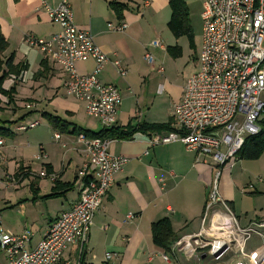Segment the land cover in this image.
<instances>
[{
  "label": "crops",
  "instance_id": "0c3cea01",
  "mask_svg": "<svg viewBox=\"0 0 264 264\" xmlns=\"http://www.w3.org/2000/svg\"><path fill=\"white\" fill-rule=\"evenodd\" d=\"M59 1L47 0L51 6H55ZM110 1H118L126 6L121 17L111 9ZM144 1H148L147 6L143 5ZM68 2L74 24L88 29L95 43L109 58L98 79L103 83L116 85L121 94V105L115 125L124 126L129 121L133 124L172 121L171 104L179 100L184 80L198 67L197 54L201 35L197 40L195 37L194 41L195 61L186 67L183 80L167 85L169 103L159 107L151 96L156 89L153 88L159 74L154 56L152 55L154 62L151 63V68H134L141 82L139 88L134 87L137 77L132 76L130 68L133 64L137 65L139 58L144 57L147 51L150 52L153 47L150 42L160 41L162 38L163 28L159 23L166 16L167 23L170 19L168 0ZM120 21H125L128 25L123 31H116L108 26H114ZM0 31L8 42V47L3 53L4 58L13 53V64H27V69L16 77L13 104L7 105L6 98L1 97L3 109L0 111V121H3V114H9L4 126L14 135L10 143H6L9 138L2 137L4 145L0 154L1 161L8 159L9 155L15 158L13 148L16 147V125L32 117L38 116L37 118L42 119L45 114H51L59 116L73 127L92 131L101 129L102 126L88 124L82 127L66 119V115L71 119L75 118L80 105L84 107L83 103L66 95L63 88L65 76L60 68L44 58L40 50L23 41L26 34L47 39L59 31L58 25L52 23L48 13L40 7L39 0H0ZM167 42L168 46H171L176 41L168 38ZM161 44L165 50L164 44ZM113 59L120 60L127 70L125 77L117 75L111 64ZM43 60L46 64L42 70L40 63ZM93 64L92 60L77 62L76 69L79 73H88ZM144 82L147 85H144ZM13 83L14 76L9 75L4 80L3 87L8 89ZM163 90L162 86V92ZM28 102L34 105L27 112L31 115L17 114V110L26 107ZM41 102L46 103L43 108ZM46 122L48 127L54 130L47 120ZM73 127L59 133L60 138L64 136L67 142L62 143L65 150L61 151L59 162L52 159L42 143L38 144L43 148L45 156L40 162V167L46 170L49 167L59 182H73L72 189L63 195L43 199L45 223L39 239L46 233L50 223L60 213L69 210L78 198L77 175L87 157L84 145L71 133ZM154 132L157 131L138 132L130 140L109 142L108 149L112 154L125 156L128 160L122 171L114 176L112 187L95 211L87 240L82 246L70 244L64 258L72 263L80 255L83 262L88 264H218L223 258L225 260L222 262H226L233 256L243 254V257L246 255L252 258L254 264H264V227L257 225L264 224V151L255 160L239 159L231 168L224 167L217 179L219 193L227 203L237 225L240 228L253 227L255 230L243 242L242 252L232 249L220 259L209 255L210 259L207 260L208 254L201 250L198 258H187L179 248L165 252L153 244L151 224L164 217L171 222L174 242L184 235L195 234L202 228L207 193L218 171L208 156H202L196 161L195 155L187 151L180 142L151 146L148 137ZM10 162H13L12 174L17 171L16 168H24L25 175L19 177L20 184L35 169L32 163L25 164L22 159ZM7 172L6 169L5 174ZM53 184L52 181L49 191H43L42 185L37 183L33 188L31 200L37 203L42 196L52 193ZM128 213L132 214V218L126 217ZM215 214L220 217L225 215V210L219 203L208 211L204 227ZM36 243L31 241V245ZM106 252L114 256L105 260ZM163 254L168 256V260L163 259Z\"/></svg>",
  "mask_w": 264,
  "mask_h": 264
},
{
  "label": "built area",
  "instance_id": "2783aa9c",
  "mask_svg": "<svg viewBox=\"0 0 264 264\" xmlns=\"http://www.w3.org/2000/svg\"><path fill=\"white\" fill-rule=\"evenodd\" d=\"M40 7L48 13L59 31L47 39L26 34L23 41L40 50L44 58L58 66L65 76L63 88L66 95L84 105L85 113L102 127L116 124L121 105V94L116 85L99 81L98 75L109 61L106 53L95 43L88 29L74 24L68 0H60L55 6L47 0H39ZM143 5L147 6L148 1ZM201 43L197 54L198 67L183 83L178 101L170 107L172 130L149 135L151 146L180 142L195 155L196 161L208 156L217 174L207 193L202 228L195 234L178 238L171 250L179 248L187 258L199 257L201 249L215 259L225 256L230 250L242 252L243 242L255 231L253 227L240 228L227 203L218 190V175L225 167L231 168L238 159V151L245 139L261 131L260 120L264 113V0H203L201 13ZM123 31L125 21L111 26ZM153 47L164 49L159 40ZM145 59L151 64L153 56L146 52ZM93 61L88 73H79L77 62ZM111 64L120 77L127 70L120 60ZM163 67L158 68L161 73ZM157 92H162V85ZM32 103L26 104L31 109ZM41 118L22 121L17 131L35 128ZM60 139L59 133L54 134ZM85 147L87 161L78 171V198L67 211L60 213L49 225L46 233L35 245H31L33 233L6 231L1 226L0 249L6 264H88L79 255L72 263L64 258L70 244L82 246L87 240L95 211L114 183V176L122 171L127 157L112 154L108 147L111 140L88 138L77 135ZM4 140L0 137V154ZM44 153L39 151L35 160L41 161ZM1 160V155H0ZM40 177L56 180L52 172L43 167ZM0 179L3 187L16 185L14 174ZM17 181V182H16ZM219 203L225 210L222 217L215 214L204 227L207 213ZM127 218H132L128 213ZM264 227V224H257ZM80 254V253H79ZM245 255V254H244ZM114 254L105 253V260ZM246 256V255H245ZM168 260L166 254L162 255ZM248 262L236 264H254Z\"/></svg>",
  "mask_w": 264,
  "mask_h": 264
},
{
  "label": "rangeland",
  "instance_id": "374dc122",
  "mask_svg": "<svg viewBox=\"0 0 264 264\" xmlns=\"http://www.w3.org/2000/svg\"><path fill=\"white\" fill-rule=\"evenodd\" d=\"M186 5L189 8V22L192 27V36H193V45H190V41L187 36H181L179 38H175L173 34L170 32V30L167 27V18H163L159 26L163 28V36L160 39L161 43L164 44L165 50H160L158 47H151V50L149 52L151 55L155 58L156 68H159L160 66L163 67V71L159 74H157V79L154 83L155 91L151 96L155 98L157 101L159 107L165 106L167 103H169V97L167 95V85L168 84H176L179 83L183 78L185 77V73L187 71V66H189L193 61H195V49H194V41L195 37L197 40V37L201 35V28H202V20H201V13L203 10V0H184ZM170 10V9H169ZM169 13V11H168ZM171 40H174L176 42H173L172 46H178L180 48V55L179 57H172L168 54L166 48L168 46V38ZM152 42H150L151 45ZM143 68L144 70L148 67L151 68L152 65L145 59V57H140L138 60L137 65H132L130 70L132 76L136 75V83L134 84V87L139 88L141 86V82L139 80L138 73L134 68ZM155 68V70H156ZM144 85H147L144 82ZM159 85H162L164 90L162 93L157 92V88ZM264 99V95H263ZM26 104H29L26 103ZM41 108L45 106L46 103L41 102ZM29 111L28 108H19L17 110V114L20 116H29L31 114L27 113ZM264 114V113H263ZM9 114H3V121L5 119H8ZM38 117V116H37ZM37 117H32L30 119L25 120L24 122L28 120L36 119ZM70 117V116H69ZM67 117L69 121H74L73 123L79 126H85V124L101 127V124L93 117L87 115L85 113L84 107L80 105L79 110L77 112V115L75 118L71 119ZM40 118V117H39ZM42 122L36 125L35 128L27 129L23 131H16L17 135L15 136V143L16 147L13 148V157L11 158L10 155L8 156V159L4 158V161H1L0 163V179H4L5 175L8 173L12 175L13 171V162H10V160L14 159H22L25 164H31L35 167V169L32 170V172L23 180V182L20 184L19 177L24 173V168L19 167L16 168L17 171L14 173L15 180L18 179V182L16 185L11 187H3V185L0 183V216H1V226L6 230L10 232H18L21 230H28L32 233H34L32 237V243H36V241H39L40 234L43 230V225L45 223L44 221V209L45 205L42 198L37 203H34L31 198L33 188H35V185L37 183H40L42 185V190L49 191L51 187V180L47 177H40L39 173L41 171L40 162L38 160H35L36 154H39L40 151V145L39 143H42L43 147L47 149V151L50 153V156L55 161L59 162L60 153L64 149L63 142H66V139L64 136H62L59 140L55 139L54 137V130H52L50 127H48L47 122L45 118L41 119ZM6 124V123H5ZM100 124V125H99ZM73 127L72 124H68V128ZM68 134V133H66ZM12 141V138H9V140L6 141V143H10ZM67 143V142H66ZM38 145V146H37ZM43 149V148H42ZM239 159L236 160L238 162ZM42 166V165H41ZM234 168V167H233ZM236 168V167H235ZM7 169V173L5 174V171ZM33 182V183H32ZM54 182V181H53ZM205 252L204 249H201V252ZM199 253V252H198ZM210 256H207V260L210 259ZM222 258V257H221ZM220 259V258H218ZM223 260H225L223 258ZM223 260L219 261L218 264H236L239 261L248 262V258L246 256L243 257V254H238L237 256H233L229 258L226 262H222ZM247 260V261H246ZM0 264H6V257L4 252L0 249Z\"/></svg>",
  "mask_w": 264,
  "mask_h": 264
},
{
  "label": "trees",
  "instance_id": "16d2710c",
  "mask_svg": "<svg viewBox=\"0 0 264 264\" xmlns=\"http://www.w3.org/2000/svg\"><path fill=\"white\" fill-rule=\"evenodd\" d=\"M168 5L170 8V19L167 23V27L170 32L173 34L175 38H179L181 36H187L190 45H193V36H192V27L189 22V8L186 5L184 0H168ZM109 6L114 11V13L121 17L122 11L126 8V6L118 1H110ZM8 47V42L6 38L2 35L0 31V111L3 109L1 97L6 98V104H13V95L16 92V84L17 79L23 71L27 69V64H13V53H11L8 57L4 58L3 53ZM169 55L176 58L179 57L181 51L178 46H172L166 48ZM46 62L41 61L40 65L42 70L44 69ZM39 73L41 70L38 71ZM14 76L13 85L5 89L3 87L4 80L9 76ZM44 117L48 121V123L52 126V128L57 133L65 132V129L68 128L67 121L61 119L59 116L45 114ZM6 122L0 121V137L3 138H12L13 132L10 131L8 127H5ZM172 121H168L166 123H146V122H135L129 121L126 125H112L109 127H101V129L97 131L88 130L81 127L74 126L71 133L76 136L79 134H83L88 138H101L103 140H130L134 134L141 132H167L172 130ZM261 131L254 136H249L245 139V142L242 148L238 151V159L244 160H255L257 159L264 151V114L260 120ZM42 152V148H40ZM47 172H51L49 167L47 168ZM52 186V193L42 196V199L53 198L60 195H63L64 192L72 189L73 182L62 183L57 179L54 180ZM151 238L152 242L155 246L162 248L165 252H169L172 244L174 243V236L172 231L171 222L167 217L161 218L151 224Z\"/></svg>",
  "mask_w": 264,
  "mask_h": 264
}]
</instances>
